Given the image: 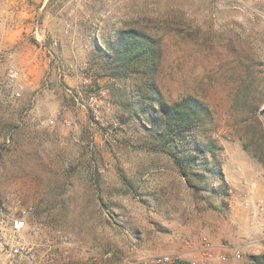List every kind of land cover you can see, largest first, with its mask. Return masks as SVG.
Segmentation results:
<instances>
[{
  "label": "rangeland",
  "instance_id": "obj_1",
  "mask_svg": "<svg viewBox=\"0 0 264 264\" xmlns=\"http://www.w3.org/2000/svg\"><path fill=\"white\" fill-rule=\"evenodd\" d=\"M123 27L160 38L168 98L211 109L217 180L127 107L103 51ZM260 156L264 0H0V208L44 264H264Z\"/></svg>",
  "mask_w": 264,
  "mask_h": 264
},
{
  "label": "trees",
  "instance_id": "obj_2",
  "mask_svg": "<svg viewBox=\"0 0 264 264\" xmlns=\"http://www.w3.org/2000/svg\"><path fill=\"white\" fill-rule=\"evenodd\" d=\"M107 43L110 48L103 50L106 71L110 76L132 80L126 105L151 131L157 146L172 148L170 153L184 176L217 180L221 172L211 132L212 111L198 97L174 99L165 95L157 78L163 56L160 38L144 29L123 27ZM260 158L264 160V156Z\"/></svg>",
  "mask_w": 264,
  "mask_h": 264
},
{
  "label": "built area",
  "instance_id": "obj_3",
  "mask_svg": "<svg viewBox=\"0 0 264 264\" xmlns=\"http://www.w3.org/2000/svg\"><path fill=\"white\" fill-rule=\"evenodd\" d=\"M12 77L15 76L13 72ZM258 219L264 227V198L257 203ZM27 210L17 214L5 213L0 208V264H44L39 245L25 238L29 222ZM170 256L160 258L159 262L170 260Z\"/></svg>",
  "mask_w": 264,
  "mask_h": 264
}]
</instances>
